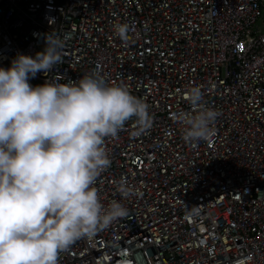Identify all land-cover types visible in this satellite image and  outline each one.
<instances>
[{
  "label": "built area",
  "instance_id": "1",
  "mask_svg": "<svg viewBox=\"0 0 264 264\" xmlns=\"http://www.w3.org/2000/svg\"><path fill=\"white\" fill-rule=\"evenodd\" d=\"M263 11L264 0H0V67L34 56L51 31L62 59L30 84L96 72L153 118L140 135L133 117L105 138L111 163L93 186L128 215L76 240L58 264H119L122 252L129 264H264ZM124 22L127 42L114 33ZM191 87L218 113L206 141L185 142L173 118L193 111Z\"/></svg>",
  "mask_w": 264,
  "mask_h": 264
},
{
  "label": "clouds",
  "instance_id": "2",
  "mask_svg": "<svg viewBox=\"0 0 264 264\" xmlns=\"http://www.w3.org/2000/svg\"><path fill=\"white\" fill-rule=\"evenodd\" d=\"M127 22L114 33L129 40ZM35 55L17 53L0 67V264H58L61 251L91 238L128 209L112 200L104 206L94 185L111 163L104 142L116 137L135 117L140 135L152 126L147 103L123 86L109 85L96 72L77 80L32 85L29 78L48 73L62 59L63 41L54 32L43 37ZM199 87L186 98L193 111L173 118L185 125L182 138L208 140L218 113L202 103ZM118 191L132 189L120 181ZM187 215L198 205L185 206ZM119 264H129L127 252Z\"/></svg>",
  "mask_w": 264,
  "mask_h": 264
},
{
  "label": "rangeland",
  "instance_id": "3",
  "mask_svg": "<svg viewBox=\"0 0 264 264\" xmlns=\"http://www.w3.org/2000/svg\"><path fill=\"white\" fill-rule=\"evenodd\" d=\"M264 12V11H263ZM263 17H264V13H263Z\"/></svg>",
  "mask_w": 264,
  "mask_h": 264
}]
</instances>
